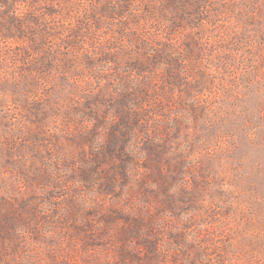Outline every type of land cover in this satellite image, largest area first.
<instances>
[{"label": "rangeland", "instance_id": "obj_1", "mask_svg": "<svg viewBox=\"0 0 264 264\" xmlns=\"http://www.w3.org/2000/svg\"><path fill=\"white\" fill-rule=\"evenodd\" d=\"M0 264H264V0H0Z\"/></svg>", "mask_w": 264, "mask_h": 264}]
</instances>
